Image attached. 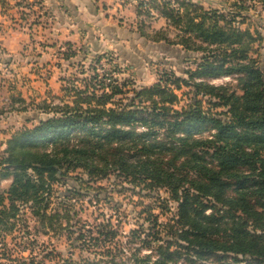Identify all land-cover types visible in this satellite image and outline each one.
<instances>
[{
  "label": "trees",
  "instance_id": "1",
  "mask_svg": "<svg viewBox=\"0 0 264 264\" xmlns=\"http://www.w3.org/2000/svg\"><path fill=\"white\" fill-rule=\"evenodd\" d=\"M139 1L138 16L152 18L155 11L168 22L151 34L142 24L143 38L201 54V62L186 72L188 79L168 73L151 88L95 74L84 88L66 90L72 105L48 107L53 117L14 134L0 158V177H14L0 194V249L25 221L26 208L54 231L61 220L73 227L69 213L48 214L49 200L55 184L81 171L89 183L115 175L143 189H167L177 203V217L164 228L176 241L158 247L156 263L139 250L135 264H264V68L252 57L263 36L235 26L250 10L247 1H235L227 14L189 0ZM223 78L237 84H213ZM183 88L191 89V100L179 110ZM100 235L90 239L97 246L117 237L111 224ZM131 237L139 241L142 233ZM104 254L112 259L62 264H118L113 250Z\"/></svg>",
  "mask_w": 264,
  "mask_h": 264
},
{
  "label": "rangeland",
  "instance_id": "2",
  "mask_svg": "<svg viewBox=\"0 0 264 264\" xmlns=\"http://www.w3.org/2000/svg\"><path fill=\"white\" fill-rule=\"evenodd\" d=\"M189 1L206 10H218L227 14L236 10L233 3L238 0ZM246 1L250 10L242 12V17L235 26L253 34L259 32L263 36L255 46L258 53L253 52L252 57H259L264 68V0ZM136 2L139 4L140 1ZM16 4L26 26V33L36 41L28 43L19 58H4L0 65V158L14 134L24 128L33 129L41 120L53 117L48 107L72 105L74 96L69 95L66 90L84 88L83 80H89L95 74L103 76L105 72L109 76L108 80L118 78L120 82H127L138 89L151 88L168 73L188 79L186 72L196 70L197 64L201 62V54L187 53L180 46L155 44L140 35L142 24L145 26L142 29L150 34L168 28V22L155 11L152 12V18L138 16L137 10L127 13L124 19L129 21L122 27L126 33L120 38L114 35L115 42L109 43L103 52L95 54L87 45L70 48V43L56 44L50 42V39L45 40L44 31L40 27H33V20H38L36 11L29 9L23 2ZM18 4L22 5L18 7ZM3 9L7 13L10 7L8 4L3 5ZM37 9L39 13V4ZM41 24L43 29H49L46 28L50 25L46 19ZM130 27H135L139 33L131 32ZM177 35L178 32L173 29L171 38L176 40ZM41 52L46 55L45 58L43 55L39 56ZM74 53L77 55L75 58L65 59V55ZM103 55L107 57L100 62L98 58ZM213 84L236 85L237 79L217 80ZM190 92L191 89L187 88L177 92L180 98L179 110L190 103ZM207 103L205 100L204 106L209 109ZM214 112L220 113L223 109ZM204 135L209 136V133ZM13 179V176L3 179L0 177V194L9 190ZM88 181L87 175L78 171L53 187L48 214L51 216L60 213L64 216L69 213L73 218V227H68L67 221L61 220L63 227L60 228L55 223L58 231H54L48 219L43 221L26 208L25 221L19 222L18 230L7 238V247L0 249V264H62L67 260L76 263L83 259L111 260V256L104 254L108 249L117 255L118 264H135V254L139 250L141 258L150 257L156 263L159 260L158 247L176 241L168 235L169 230L164 229L168 224H173L178 214V205L167 189H143L142 186L145 185L136 186L115 175L97 182ZM149 208L158 216L160 227H154L151 223L153 220H149ZM109 224L117 237L106 247L103 244L97 246L90 239H98ZM134 231L142 233L141 240L132 241L131 234ZM83 234L85 239L81 238ZM158 234L160 240L155 241ZM144 240L151 242V246L144 244ZM239 260L252 263L249 257H241ZM227 261L232 262L230 259Z\"/></svg>",
  "mask_w": 264,
  "mask_h": 264
},
{
  "label": "crops",
  "instance_id": "3",
  "mask_svg": "<svg viewBox=\"0 0 264 264\" xmlns=\"http://www.w3.org/2000/svg\"><path fill=\"white\" fill-rule=\"evenodd\" d=\"M7 1L10 10L4 13L0 0V65L4 58H19L20 53H24L25 46L36 41L26 33V26L16 4L19 0ZM36 1L40 12L37 13L38 9H34L38 20H33V27H40L44 31L45 40L50 39V42L56 44L70 43L73 47L87 45L95 54L103 52L109 43H114V35L120 38L126 33L122 27L129 20L124 19V16L138 8L136 0ZM130 15L133 16L132 13ZM45 19L50 24L46 28L50 30L42 27L41 23ZM133 21L131 22L135 26ZM130 31L138 32L135 27H130ZM47 50L50 48L47 47ZM41 55L44 58L46 56L43 52L39 54Z\"/></svg>",
  "mask_w": 264,
  "mask_h": 264
},
{
  "label": "built area",
  "instance_id": "4",
  "mask_svg": "<svg viewBox=\"0 0 264 264\" xmlns=\"http://www.w3.org/2000/svg\"><path fill=\"white\" fill-rule=\"evenodd\" d=\"M20 2H23L24 4H27L29 6V9H36L37 8V1L36 0H19ZM223 79H227V78H223ZM223 79H220V80H223ZM217 81V80H215ZM106 82H110L109 80L106 81ZM214 82V81H213Z\"/></svg>",
  "mask_w": 264,
  "mask_h": 264
}]
</instances>
